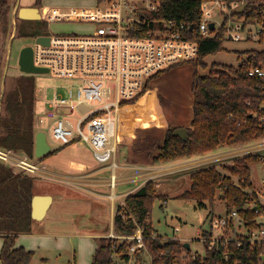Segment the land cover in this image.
Segmentation results:
<instances>
[{
    "label": "trees",
    "instance_id": "obj_1",
    "mask_svg": "<svg viewBox=\"0 0 264 264\" xmlns=\"http://www.w3.org/2000/svg\"><path fill=\"white\" fill-rule=\"evenodd\" d=\"M151 1L158 4V12L152 14V18L175 20L193 26L188 39L199 44V58L190 62L195 71L191 84L193 119L187 128L188 138L183 141L173 135L175 130L183 127L169 126L163 142L152 145L158 151L152 155V162L170 164L181 159L209 155L224 147L250 146L264 139V79L248 75L249 69L264 67V52H246L245 60L237 67L212 64L208 68L203 60L222 52L224 41L221 36L202 39L199 35L200 5L204 0ZM101 2L98 0V4ZM14 3L13 0H0V84L12 35ZM36 6H41V0H37ZM41 36H48L46 25L43 31L38 29L29 38L35 40ZM199 69L208 70V73L201 74ZM161 73L151 78L136 98L122 102L121 107L136 105L147 96L152 91L151 80ZM35 97L34 81L28 75H21L12 92L3 97L0 116V148L26 155L30 159L36 158V135L39 132L35 126ZM64 148L51 152L39 161ZM261 163L262 156L249 154L223 165L221 169L225 174L215 166L194 170L190 175V189L178 199L194 203L199 209L210 208L211 214L220 201L225 204L226 214L236 210L247 227L256 228V219L264 214V204L255 192L251 166ZM34 182L35 178L16 172L0 161L1 264H31L34 258L35 252L16 247L19 235L31 234L33 231L31 202L35 196ZM161 199L164 197L158 192L155 182L149 181L138 192L128 196L123 206L116 208L113 222L118 236L132 237L138 228L143 229L144 244L151 264H264V249L254 248L244 242L241 240L243 235L239 233L236 234L238 239L232 240L227 246L219 242L214 248H209L207 240L204 242L203 256L192 255V251L177 240L165 241L154 230L151 220L153 202ZM231 229L236 231L232 224ZM210 236L211 231L202 232L205 239ZM121 240L98 239L92 264H117L116 257L128 264L129 243Z\"/></svg>",
    "mask_w": 264,
    "mask_h": 264
},
{
    "label": "built area",
    "instance_id": "obj_2",
    "mask_svg": "<svg viewBox=\"0 0 264 264\" xmlns=\"http://www.w3.org/2000/svg\"><path fill=\"white\" fill-rule=\"evenodd\" d=\"M43 11L42 19L48 22H82L97 27L82 36L48 35V46L34 40V65L73 82L64 88V93L56 92L48 100L46 115L39 122L49 120L46 133L49 144L84 145L92 151L98 164H110L115 171V156L121 141L122 102L141 94L158 73L199 58V44L188 39L194 28L185 22L152 18L158 12V4L151 0H102L94 9L56 14L47 10L46 15ZM200 12L198 32L202 39L221 36L224 42L256 43L264 48V0H204ZM248 75L264 79V67H253ZM83 106L89 108L83 109ZM258 142L242 146L240 150L259 154L264 163V139ZM0 161L31 177L47 174L38 160L12 150L0 148ZM231 224L236 231L243 230L241 240L264 249V214L256 219V228L251 229L236 210L223 217H212L211 236L205 239L201 234L202 242L208 240L209 248H214L219 242L227 246L237 240V237L225 236L228 230L232 231ZM214 229L221 230L220 236H214ZM121 238L134 241L129 247L130 259L144 247L142 228L133 237Z\"/></svg>",
    "mask_w": 264,
    "mask_h": 264
},
{
    "label": "rangeland",
    "instance_id": "obj_3",
    "mask_svg": "<svg viewBox=\"0 0 264 264\" xmlns=\"http://www.w3.org/2000/svg\"><path fill=\"white\" fill-rule=\"evenodd\" d=\"M24 1L25 0H21V3H24ZM72 1L81 2L83 0ZM60 4L64 5L66 4V2L59 0L44 1V5L46 6H54ZM35 8H37L42 14V6H36ZM12 24V35L10 38V42L8 43L9 76L7 75L8 77H6L4 85L1 81L0 97L2 96V93L4 97L6 93L12 92L16 85L17 79L21 77V72L18 65L19 57L23 48L32 46L34 43V40L29 38L30 34H32L33 32H37L38 29L43 31L45 25L46 32L50 36H82L91 33L97 27L95 25L82 22L55 21L49 23L44 19H41L40 21H36L34 23H30L28 21L20 20L14 15ZM16 35L17 37H15ZM223 48L224 49L222 52L216 55L208 56L203 60V62L207 64L208 68L211 67L212 64H222L225 66L237 67L243 60H245L246 52L264 50L262 46L256 43H235L229 41L224 42ZM194 71L195 68L192 63L180 64L162 72L159 77L151 80V88L152 91H154L157 95L158 101L155 95L151 94L148 97L142 99L139 104L124 108L121 111L122 121L126 126V129H124V134H130L131 136L134 135L138 137V139H140L143 135L138 133L139 127L143 129L152 128L154 132H152L153 134L150 135L151 138L149 137V139H154V144L157 143L158 145H160L163 142L165 133L169 126L188 128L193 116L192 105L194 99L191 93V84ZM199 71L201 74L208 73V70L204 71L199 69ZM15 73H18L20 75L14 76L13 74ZM30 77L35 83L36 91L35 101L37 122L35 126L37 131L47 133V123L49 122V120H46V123L41 124L39 122V119L45 117L46 115L48 100H50L56 92L64 93V88L73 85V82L57 78L51 73L30 75ZM131 136L128 135V138ZM50 146L54 148L55 145L50 144ZM119 146L117 152V164L120 165L121 160L124 157L132 156V153L128 151V149H126V146ZM241 148L242 147L227 148L211 153L215 155L210 157L209 162L204 163L202 166L192 168V171H190V173L194 170L215 166L218 168V170L225 174V172L221 169L223 165L231 164L237 158L244 157L249 154L248 150L242 151L240 150ZM65 149L67 152H70L72 154L79 153L83 156H91L90 151L87 149V147H81L79 146V144H71L67 146V148H64L62 150ZM143 149L148 152L150 151V154L152 155H156L158 153L157 148H148L147 146H145ZM21 156L23 155L21 154ZM35 159L39 161V159ZM133 159L135 161H141V159L136 158V155H133ZM45 161L46 159L42 162L39 161V164L45 166ZM185 170L186 169L181 171L182 173L180 174L182 175L178 177V180L176 182L170 183L171 185L176 183L180 186V189L176 188L174 190H169L170 193H168V195H163L164 199L155 200L153 202L151 214L152 226L157 234L164 238L165 241L177 240L183 244H189L192 255L198 253L203 256L205 249L204 243L199 241V231H210V219L212 217L219 218L225 216V205L219 201L213 213L211 214L210 208L199 209L195 207L194 203H186L181 199L175 198L174 196L177 193L182 192L188 187L189 178L186 175L188 173V169L186 170V172ZM263 170V165H252V181L256 185V188L254 187L255 190L259 193L262 191L258 186L261 180L264 178ZM15 171L18 172V170ZM112 174L113 170L109 169L107 170V172L103 173V176L112 178ZM120 174L121 169L119 168L116 172L117 177H115L116 185L120 181ZM33 178H35L34 191L38 193H46V195H49V191L47 190L50 188L48 187L50 186V180H48L50 178L47 177V174L45 177L34 176ZM111 178L108 183L111 182ZM71 179L72 178H70L69 180L72 181ZM234 180L236 183L238 182L237 179ZM73 184L74 183L70 185ZM112 191L113 190H111L110 187H107L105 189V193L107 195L112 194ZM120 191L121 187L118 184L115 193H117L118 195ZM50 192H53L58 199L60 194L56 191L55 188L50 190ZM119 205V203H116L115 209ZM45 221L46 219L41 221L38 225V227L42 230H45L47 228ZM85 221L89 223V217H86V219L83 220V224H78V222H76L75 224L78 226H85L87 225ZM220 231L221 230L219 229H214L212 232L215 237H218L220 236ZM242 231L243 230H240L239 232ZM237 233L238 231L234 232L228 230L227 233H225V236L234 238L237 237ZM96 241L97 240H91V243L95 244L97 243ZM125 241L129 243V247H131V245H133L134 243L132 239ZM39 243L36 244V248H33L36 253L31 264H75V260L76 264H87L88 262V264L91 263L89 257L91 251L89 245L90 242H83L82 244H80L81 241L79 240V237H67L65 240L55 242L43 240L41 241V244ZM115 260L117 261V264H126L120 262L117 257L115 258ZM128 264H151V260L146 251L145 244L144 247L141 248L136 253V255L130 259Z\"/></svg>",
    "mask_w": 264,
    "mask_h": 264
},
{
    "label": "crops",
    "instance_id": "obj_4",
    "mask_svg": "<svg viewBox=\"0 0 264 264\" xmlns=\"http://www.w3.org/2000/svg\"><path fill=\"white\" fill-rule=\"evenodd\" d=\"M17 1L18 0H13V2H15L13 11L14 16L17 10ZM44 1L45 0H41V6L43 8L42 10H44V15L47 14V10H52L50 11V13L55 12L56 14V12H66L70 10L94 9L98 5V0H83L81 2L72 0H59L66 2V4L54 6H46L44 5ZM36 2L37 0H25L24 3H21V0H19L18 8H35ZM13 75L18 76L20 74L15 73ZM151 94H154L158 101L157 95L154 91L148 93V95L144 98L148 97ZM140 102L141 100L137 104H139ZM129 106L135 105L125 106L123 107V109ZM82 108L86 109L89 108V106H83ZM120 120L121 125L119 128V135L121 139V145H119L126 146V149H128V151L132 153V156L124 157L121 160L120 165L117 164V154L115 156V163L117 165V168L115 171H113V174L111 175L112 178H110L113 180V178L117 177L116 172L119 168L121 169L119 178L120 181L118 182L121 187V191L119 192V194L117 195V193H115L118 184L116 185L115 183V186H111L112 180L108 183L110 178L103 176V173L107 172V170L109 169H112L111 165L98 164L94 160L92 151L88 147L87 149L91 154L90 157L83 156L79 153L72 154L70 152H67L66 149L57 152L53 156L47 158L45 161V168L47 167V177L50 178L48 179L50 180V186H48L50 188L47 191H49V196L53 198L51 208L45 217L47 228L45 230L40 229L38 225L41 221H34L33 231L31 234H22L18 236V239L16 241L17 248L22 247L28 251H33L36 253L33 248H36V244L39 242V244H41V241L43 240L55 242L65 240L67 237H79V240L81 241L80 244H82L83 242H90L89 245L91 251L89 257L91 262L90 264H92L93 256L98 245L97 243L92 244L91 240H98L101 238L121 239V237L115 236L116 233L113 227L116 203H119L121 206H123L128 196L138 192L149 181H153L156 183V187L157 189H159V192L161 191L160 193L162 195H168V193H170L169 190H174L176 188L180 189V186L176 183H174L173 185H171L170 183L176 182L178 180V177L182 175L180 174L182 173L181 171L184 169H188V173L186 175L189 178V184L186 189L174 196L178 199L185 191H188L191 187L190 171H192V168L202 166L204 163L210 161V157L215 155L209 154L204 156H195L188 159H181L165 165L154 164L152 162V154H150L151 152L145 151L143 149L145 146H147L148 148H152L154 139H149V137L151 134H153L152 132H154V130H152V128L143 129L141 127H137L138 133L142 134L143 136L138 139V137L128 134L129 136H131L128 138V135L124 134V129H126V126L122 121L121 114ZM79 146L84 147V145L80 144ZM60 148L61 147L54 146V148L51 147V150L53 152ZM227 148L229 147H224L219 150H224ZM133 155H136V158L141 159V161H135L133 159ZM259 165L264 166V163H261ZM70 178H72V181L69 180ZM263 179L258 186L262 190L260 192L261 195L257 194L260 197L262 204H264V186L262 185ZM72 183L74 184L70 185ZM166 183L169 185H167ZM107 187H110V189L113 190L112 194L107 195L105 193V189ZM254 187L256 188L255 184ZM54 188L60 194L58 199L54 194L55 190L54 193L50 192V190ZM33 192H35L34 188ZM256 193L259 192L256 191ZM36 195L47 196L46 193L38 192H35V196ZM86 217H89V223L85 221L87 225L78 226L75 224L76 222H78V224H83V220L86 219ZM202 232V230L199 231L200 242H202ZM239 234L241 235L242 233L240 232ZM0 246L1 252L3 246V240L1 237Z\"/></svg>",
    "mask_w": 264,
    "mask_h": 264
},
{
    "label": "water",
    "instance_id": "obj_5",
    "mask_svg": "<svg viewBox=\"0 0 264 264\" xmlns=\"http://www.w3.org/2000/svg\"><path fill=\"white\" fill-rule=\"evenodd\" d=\"M19 7V0L17 1V10L15 17H18L20 20L24 21H40L42 19V16L37 8H18ZM193 28V26H191ZM210 28L213 29V24L210 25ZM36 43L48 46L50 43V38L48 36H41L36 39ZM19 70L21 72V75H37V74H48L49 70L45 68H39L34 65L33 61V48L32 46H27L22 49L20 57H19ZM9 70V58L7 59L6 66L4 69L3 74V80L2 83L4 85L5 79L8 75ZM3 99V93L0 97V116H1V103ZM174 136L179 137L183 141L187 140L188 138V130L187 128H180L174 131ZM51 146L48 142L47 135L45 132H38L36 135V146H35V157L37 159L45 158L48 154L51 153ZM53 202V198L49 195L47 196H41L36 195L33 197L31 202L32 207V219L34 221H43L48 213V211L51 208ZM184 248L187 250L190 249L189 244H185Z\"/></svg>",
    "mask_w": 264,
    "mask_h": 264
}]
</instances>
